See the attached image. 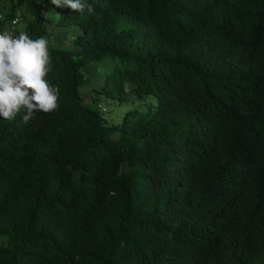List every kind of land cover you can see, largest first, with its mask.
Instances as JSON below:
<instances>
[{
	"label": "trees",
	"instance_id": "trees-1",
	"mask_svg": "<svg viewBox=\"0 0 264 264\" xmlns=\"http://www.w3.org/2000/svg\"><path fill=\"white\" fill-rule=\"evenodd\" d=\"M86 3L3 15L77 33L49 42L59 107L0 120V264H264V0Z\"/></svg>",
	"mask_w": 264,
	"mask_h": 264
},
{
	"label": "clouds",
	"instance_id": "clouds-1",
	"mask_svg": "<svg viewBox=\"0 0 264 264\" xmlns=\"http://www.w3.org/2000/svg\"><path fill=\"white\" fill-rule=\"evenodd\" d=\"M51 3L76 13L94 11L86 0ZM50 63L47 39H32L27 32H0V120L12 121L24 113L23 123L28 124L37 114L52 113L59 107L60 89L46 78Z\"/></svg>",
	"mask_w": 264,
	"mask_h": 264
},
{
	"label": "rangeland",
	"instance_id": "rangeland-1",
	"mask_svg": "<svg viewBox=\"0 0 264 264\" xmlns=\"http://www.w3.org/2000/svg\"><path fill=\"white\" fill-rule=\"evenodd\" d=\"M13 3V0H0V15H4L6 13H9L11 10V5ZM20 11L23 15V17L28 16V11L26 10V6L20 7ZM58 14L55 12V16ZM25 27V21L22 22L21 28ZM77 33V30H71L70 32L66 30H61L57 28H50V36L46 37L49 42L54 43L55 45H63L67 48H75L76 44L74 43V37ZM93 75L92 70H89L87 72ZM95 82L94 84H89L81 89V93L84 97V101L86 104H91L93 107H96L98 110H100V113L102 116L107 119V122L110 125H117L120 124L123 121V116L134 106L137 105V103L130 100H124L119 101L115 99H103L99 101L96 104H93L92 101V93L94 88H98L101 84V74L97 73L96 76H94ZM102 105V108L99 107ZM105 109V110H103Z\"/></svg>",
	"mask_w": 264,
	"mask_h": 264
},
{
	"label": "built area",
	"instance_id": "built-area-1",
	"mask_svg": "<svg viewBox=\"0 0 264 264\" xmlns=\"http://www.w3.org/2000/svg\"><path fill=\"white\" fill-rule=\"evenodd\" d=\"M23 15L21 12L16 13L13 18L10 20L9 23L4 24L3 23V15H0V32L7 31L12 32L16 35H18L20 32H26L23 28H21V24L23 22ZM99 107L102 108V105ZM105 110V109H103Z\"/></svg>",
	"mask_w": 264,
	"mask_h": 264
}]
</instances>
